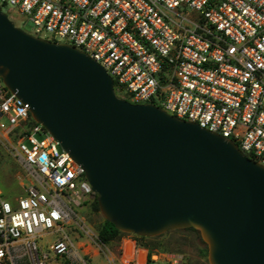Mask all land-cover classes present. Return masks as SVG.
<instances>
[{
  "label": "built area",
  "instance_id": "obj_1",
  "mask_svg": "<svg viewBox=\"0 0 264 264\" xmlns=\"http://www.w3.org/2000/svg\"><path fill=\"white\" fill-rule=\"evenodd\" d=\"M36 37L105 68L115 91L237 145L264 166V0H0ZM0 79V133L33 184L14 204L0 191V264H176L160 254L102 250L79 212L95 196L84 170ZM40 137L41 139H38ZM46 238L50 240L44 243ZM85 239L84 243L78 240Z\"/></svg>",
  "mask_w": 264,
  "mask_h": 264
},
{
  "label": "water",
  "instance_id": "obj_2",
  "mask_svg": "<svg viewBox=\"0 0 264 264\" xmlns=\"http://www.w3.org/2000/svg\"><path fill=\"white\" fill-rule=\"evenodd\" d=\"M0 79L84 170L119 232L193 229L209 264H264V166L232 141L119 98L87 54L26 33L1 7Z\"/></svg>",
  "mask_w": 264,
  "mask_h": 264
},
{
  "label": "rangeland",
  "instance_id": "obj_3",
  "mask_svg": "<svg viewBox=\"0 0 264 264\" xmlns=\"http://www.w3.org/2000/svg\"><path fill=\"white\" fill-rule=\"evenodd\" d=\"M3 12L16 27L22 29L28 34L36 35L35 26L31 21L20 16L16 12L9 13L8 8H3ZM116 94L119 98L129 101L123 94L119 92H116ZM2 126L3 132L0 133V191L3 194V199L14 204L18 198L26 195L28 188L31 187L33 182L22 164H20V160L16 155V147L19 139L17 133L7 134V132H4L9 128L7 120H3ZM38 139L41 138L38 137ZM96 197L98 196L95 195L88 201L82 211L79 212V216L84 218L93 232L98 235L100 228L106 220L102 216L100 210L98 211L94 208ZM163 235L162 238L157 240L160 247L156 249V251H158L156 253L165 257L166 260H176V264H209L208 258L205 256L207 246L202 241L199 232H193L187 229L173 231L172 233L168 232ZM49 240L50 238H46L44 243ZM85 241V239L78 240L79 243H84ZM131 242L137 244L138 240L136 236L124 234L110 244H98L105 252L108 250L115 255H118L122 249H125L127 257V255H130L133 247ZM88 264L108 263L104 255L96 256L95 252L92 250L91 259Z\"/></svg>",
  "mask_w": 264,
  "mask_h": 264
},
{
  "label": "trees",
  "instance_id": "obj_4",
  "mask_svg": "<svg viewBox=\"0 0 264 264\" xmlns=\"http://www.w3.org/2000/svg\"><path fill=\"white\" fill-rule=\"evenodd\" d=\"M128 100L131 102L130 98L126 96ZM132 103V102H131ZM29 125H35V122L30 119ZM94 208L95 210H100L98 206V197H96V200L94 202ZM190 231L196 232L193 229H189ZM124 235L123 233L119 232L115 226L108 221H105L103 226L100 228L98 232V238L99 242H101L102 245H107L115 241L120 236ZM164 235L155 237V238H144V237H136L138 242L137 246L146 249L149 252V256L158 252L156 251L157 248L160 247V244H158L157 240L162 238ZM205 256L208 257V249L205 251Z\"/></svg>",
  "mask_w": 264,
  "mask_h": 264
},
{
  "label": "crops",
  "instance_id": "obj_5",
  "mask_svg": "<svg viewBox=\"0 0 264 264\" xmlns=\"http://www.w3.org/2000/svg\"><path fill=\"white\" fill-rule=\"evenodd\" d=\"M132 243V245H133V247H132V249H131V251L133 250V249H136V250H138L139 251V260L140 261H143L144 260V258H146L148 255H149V252L146 250V249H142V248H140V247H138L137 246V244L135 243V242H131ZM125 250V249H124ZM130 259V255L128 256L127 255V257H126V251H125V255L123 256V262H128V260Z\"/></svg>",
  "mask_w": 264,
  "mask_h": 264
},
{
  "label": "bare ground",
  "instance_id": "obj_6",
  "mask_svg": "<svg viewBox=\"0 0 264 264\" xmlns=\"http://www.w3.org/2000/svg\"><path fill=\"white\" fill-rule=\"evenodd\" d=\"M131 254V253H130Z\"/></svg>",
  "mask_w": 264,
  "mask_h": 264
}]
</instances>
